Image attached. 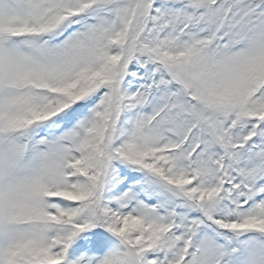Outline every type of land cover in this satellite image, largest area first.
Returning a JSON list of instances; mask_svg holds the SVG:
<instances>
[{
  "label": "snow or ice",
  "instance_id": "snow-or-ice-1",
  "mask_svg": "<svg viewBox=\"0 0 264 264\" xmlns=\"http://www.w3.org/2000/svg\"><path fill=\"white\" fill-rule=\"evenodd\" d=\"M0 264H264V0H0Z\"/></svg>",
  "mask_w": 264,
  "mask_h": 264
}]
</instances>
